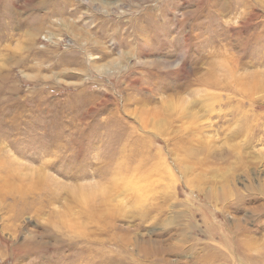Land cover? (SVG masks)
<instances>
[{
	"label": "rangeland",
	"instance_id": "1",
	"mask_svg": "<svg viewBox=\"0 0 264 264\" xmlns=\"http://www.w3.org/2000/svg\"><path fill=\"white\" fill-rule=\"evenodd\" d=\"M0 264H264V0H0Z\"/></svg>",
	"mask_w": 264,
	"mask_h": 264
},
{
	"label": "bare ground",
	"instance_id": "2",
	"mask_svg": "<svg viewBox=\"0 0 264 264\" xmlns=\"http://www.w3.org/2000/svg\"><path fill=\"white\" fill-rule=\"evenodd\" d=\"M94 193V192H93Z\"/></svg>",
	"mask_w": 264,
	"mask_h": 264
}]
</instances>
